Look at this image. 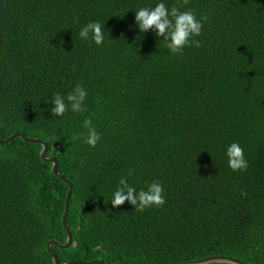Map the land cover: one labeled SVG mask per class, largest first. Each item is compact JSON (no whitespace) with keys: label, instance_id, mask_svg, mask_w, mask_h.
Instances as JSON below:
<instances>
[{"label":"trees","instance_id":"obj_1","mask_svg":"<svg viewBox=\"0 0 264 264\" xmlns=\"http://www.w3.org/2000/svg\"><path fill=\"white\" fill-rule=\"evenodd\" d=\"M161 2L208 18L200 47L172 54L140 32L136 11ZM93 21L102 45L79 36ZM77 85L85 111L53 116V94ZM18 132L72 182L61 263L264 264V0H0V140ZM234 142L246 171L228 166ZM42 151L0 143V264H55L48 242L67 241L70 185ZM122 177L158 181L166 203L114 208Z\"/></svg>","mask_w":264,"mask_h":264},{"label":"clouds","instance_id":"obj_2","mask_svg":"<svg viewBox=\"0 0 264 264\" xmlns=\"http://www.w3.org/2000/svg\"><path fill=\"white\" fill-rule=\"evenodd\" d=\"M189 0H182L184 5ZM206 16L197 19L191 10L181 11L179 6H173L170 10L165 3H158L152 8H140L135 13V21L141 33L154 31L157 37H162L167 49L172 54H182L185 47H200V41L194 39L202 34L203 23L207 21ZM81 39L91 38L97 45L104 42L103 26L98 21L89 22L79 33ZM87 91L83 86L77 85L75 89L67 95V103L65 97L59 92L53 94L50 103L54 104L51 108L53 116H64L69 109L74 113H82L85 111V100ZM85 127L88 134L85 143L91 147H95L101 139L100 134L92 126L91 121H85ZM77 137H74V139ZM226 155L228 158V166L233 171H246L248 162L244 156V150L238 143H232L227 147ZM133 173L129 172L128 176ZM246 195V193H242ZM129 202L135 207V211L143 212L145 209L152 207H163L166 203L164 198V189L161 183L153 181L147 190L141 189L139 192L130 186L127 178L122 177L119 181V187L114 193L111 204L114 208H118Z\"/></svg>","mask_w":264,"mask_h":264},{"label":"water","instance_id":"obj_3","mask_svg":"<svg viewBox=\"0 0 264 264\" xmlns=\"http://www.w3.org/2000/svg\"><path fill=\"white\" fill-rule=\"evenodd\" d=\"M19 136L24 138L27 141L43 144V151L41 153V156L43 157V159L45 161L52 162L53 163V171H54V173H56L58 176L63 178L70 185V189L68 191V195H67V198H66L65 212H64V215H63V219H62L63 225L66 228L67 233H68L67 241L65 243H60L59 241H57L55 239H52L47 244L49 252L54 257L55 264H91V263L108 264V263L104 262L103 260H93V261H87V262H84V261H67V262H64V263H61L59 261L58 255L55 252V250L52 249L51 245L52 244H57L60 247H69L72 244V242H73V233H72V230L69 228V226L67 224V216H68L69 205H70V196H71V192H72V188H73L72 187V182L59 173L57 158L56 157L47 156L48 144L44 140H42L40 138H30L27 135L18 132V133L12 134L11 136H9L6 139L0 140V143L9 142L12 139H14L16 137H19ZM210 261H230V262H235V263H238V264H247V263H244V262H242L240 260H237V259H234V258H230V257H226V256H209V257L202 258V259H200L198 261H195L194 263H207V262H210ZM118 264H120V263H118ZM184 264H190V262H186Z\"/></svg>","mask_w":264,"mask_h":264}]
</instances>
